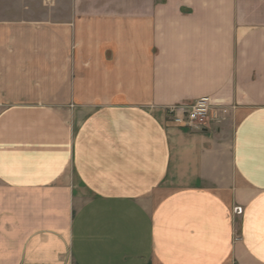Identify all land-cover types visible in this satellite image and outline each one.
<instances>
[{
  "label": "crops",
  "instance_id": "0c3cea01",
  "mask_svg": "<svg viewBox=\"0 0 264 264\" xmlns=\"http://www.w3.org/2000/svg\"><path fill=\"white\" fill-rule=\"evenodd\" d=\"M23 22L0 20V264H264V0ZM202 96L224 121L167 119Z\"/></svg>",
  "mask_w": 264,
  "mask_h": 264
},
{
  "label": "built area",
  "instance_id": "2783aa9c",
  "mask_svg": "<svg viewBox=\"0 0 264 264\" xmlns=\"http://www.w3.org/2000/svg\"><path fill=\"white\" fill-rule=\"evenodd\" d=\"M229 107L210 96H202L189 106H169L166 109L167 119L194 131H202L210 124L224 121Z\"/></svg>",
  "mask_w": 264,
  "mask_h": 264
},
{
  "label": "rangeland",
  "instance_id": "374dc122",
  "mask_svg": "<svg viewBox=\"0 0 264 264\" xmlns=\"http://www.w3.org/2000/svg\"><path fill=\"white\" fill-rule=\"evenodd\" d=\"M0 20L62 21L65 20V0H0Z\"/></svg>",
  "mask_w": 264,
  "mask_h": 264
}]
</instances>
